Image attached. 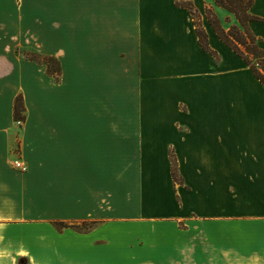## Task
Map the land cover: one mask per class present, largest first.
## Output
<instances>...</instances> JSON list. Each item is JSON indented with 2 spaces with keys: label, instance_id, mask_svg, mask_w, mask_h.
<instances>
[{
  "label": "crops",
  "instance_id": "0c3cea01",
  "mask_svg": "<svg viewBox=\"0 0 264 264\" xmlns=\"http://www.w3.org/2000/svg\"><path fill=\"white\" fill-rule=\"evenodd\" d=\"M207 8L0 0V264H264V86Z\"/></svg>",
  "mask_w": 264,
  "mask_h": 264
},
{
  "label": "trees",
  "instance_id": "16d2710c",
  "mask_svg": "<svg viewBox=\"0 0 264 264\" xmlns=\"http://www.w3.org/2000/svg\"><path fill=\"white\" fill-rule=\"evenodd\" d=\"M215 4L226 11L233 13L239 21L240 29L237 27L225 30L219 24L214 12L211 8L206 9V16L213 30L216 32L219 39L232 49L239 57L243 59L245 64L251 69L254 76L264 86V50L259 46V39L253 34L248 26V22L258 19L256 16L249 13V7L253 0H214ZM177 5L187 8L193 19L194 31L198 37V42L204 51L215 55V52L209 47L207 34L203 29L197 10L189 1H177ZM30 59L39 61L46 65L47 73L53 75L56 80L60 75L59 61L52 57H42L39 55H31ZM24 111L23 100L21 96H17L14 104V116L16 119H21V113ZM173 162L172 175L175 182L179 180L175 168V161L171 155Z\"/></svg>",
  "mask_w": 264,
  "mask_h": 264
},
{
  "label": "rangeland",
  "instance_id": "374dc122",
  "mask_svg": "<svg viewBox=\"0 0 264 264\" xmlns=\"http://www.w3.org/2000/svg\"><path fill=\"white\" fill-rule=\"evenodd\" d=\"M214 1V0H213ZM228 14H231L226 16V19H225V23L222 25L219 21V24L221 25L222 28H224L225 30H229L230 28H233V27H237V28H241L240 27V24H239V21L236 19V17L234 16L233 13H230L228 11H226ZM25 51V54L26 56H31V55H37L33 50H24Z\"/></svg>",
  "mask_w": 264,
  "mask_h": 264
},
{
  "label": "built area",
  "instance_id": "2783aa9c",
  "mask_svg": "<svg viewBox=\"0 0 264 264\" xmlns=\"http://www.w3.org/2000/svg\"><path fill=\"white\" fill-rule=\"evenodd\" d=\"M20 123H21V120L18 119L17 120V124H20ZM13 164L15 165V167H17L21 171H25L26 170V166L23 165L18 159L14 160Z\"/></svg>",
  "mask_w": 264,
  "mask_h": 264
}]
</instances>
